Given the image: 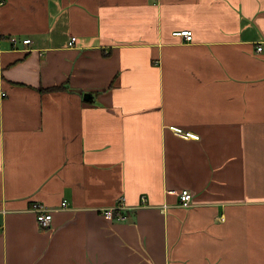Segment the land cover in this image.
<instances>
[{
	"label": "crops",
	"instance_id": "1",
	"mask_svg": "<svg viewBox=\"0 0 264 264\" xmlns=\"http://www.w3.org/2000/svg\"><path fill=\"white\" fill-rule=\"evenodd\" d=\"M0 84V264H264V0H0Z\"/></svg>",
	"mask_w": 264,
	"mask_h": 264
},
{
	"label": "built area",
	"instance_id": "2",
	"mask_svg": "<svg viewBox=\"0 0 264 264\" xmlns=\"http://www.w3.org/2000/svg\"><path fill=\"white\" fill-rule=\"evenodd\" d=\"M176 35L180 36L183 38L184 42H189L192 40L193 34L191 31L189 30H185V31H181V32H176ZM75 41V37H71V43ZM31 42V40L28 39H19L18 37H11L10 38V43L12 45V47L16 46L18 43H22L23 45H28ZM257 50L260 51L261 47L258 46ZM6 91L3 89L2 85L0 84V99L6 97ZM172 132H175L177 135L187 139L188 137L192 138V139H198V135H196L195 133L192 132H182L180 128L174 126L171 127ZM191 199H192V194L189 190H182L179 194V203L183 206V207H189L191 205ZM145 198L142 197L141 198V203L144 204L145 203ZM30 210L32 213L35 214V220L36 222H38L40 228L43 229H47L50 224H51V218H52V214H51V210L46 207L44 204H42L41 202L38 201H34L31 206H30ZM125 209V205H124V198L121 197L119 198L118 201H116V203L114 205H112L111 207H106L105 209L101 210V215L103 216V218L106 219H117V220H122L125 218V215L123 214V210Z\"/></svg>",
	"mask_w": 264,
	"mask_h": 264
},
{
	"label": "water",
	"instance_id": "3",
	"mask_svg": "<svg viewBox=\"0 0 264 264\" xmlns=\"http://www.w3.org/2000/svg\"><path fill=\"white\" fill-rule=\"evenodd\" d=\"M84 99L87 101V100H91V94H87L84 96Z\"/></svg>",
	"mask_w": 264,
	"mask_h": 264
},
{
	"label": "trees",
	"instance_id": "4",
	"mask_svg": "<svg viewBox=\"0 0 264 264\" xmlns=\"http://www.w3.org/2000/svg\"><path fill=\"white\" fill-rule=\"evenodd\" d=\"M52 89H55V88H52ZM50 90V89H49Z\"/></svg>",
	"mask_w": 264,
	"mask_h": 264
}]
</instances>
